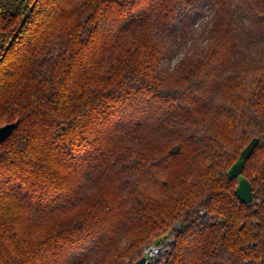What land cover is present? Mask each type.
<instances>
[{
	"label": "trees",
	"instance_id": "1",
	"mask_svg": "<svg viewBox=\"0 0 264 264\" xmlns=\"http://www.w3.org/2000/svg\"><path fill=\"white\" fill-rule=\"evenodd\" d=\"M263 39L264 0H0V264H264Z\"/></svg>",
	"mask_w": 264,
	"mask_h": 264
},
{
	"label": "water",
	"instance_id": "2",
	"mask_svg": "<svg viewBox=\"0 0 264 264\" xmlns=\"http://www.w3.org/2000/svg\"><path fill=\"white\" fill-rule=\"evenodd\" d=\"M18 121L13 123H7L0 127V141L5 140L15 129ZM259 144L258 138H253L248 146H246L238 159L233 163V165L227 171V176L230 180L237 179L238 184L235 188V194L238 199L246 204L250 205L254 201L253 196V186L248 178H246L243 174L244 166L247 160L252 156L255 151L257 145ZM134 264H146V257L143 256L140 260L135 262Z\"/></svg>",
	"mask_w": 264,
	"mask_h": 264
},
{
	"label": "rangeland",
	"instance_id": "3",
	"mask_svg": "<svg viewBox=\"0 0 264 264\" xmlns=\"http://www.w3.org/2000/svg\"><path fill=\"white\" fill-rule=\"evenodd\" d=\"M204 8H206L205 15L202 16L200 19H198V21H197V23L195 25L198 32H200L203 29V27L207 26L209 24V22H210V19H211V14H212L211 10H210L211 7L205 6ZM251 52H253L255 54L257 52H261L262 54H264V39L261 40L258 43L257 48L254 47V51H251ZM182 54H183V50L180 53H178V54H176L175 56L172 57V59L170 61V64L168 66L170 69H173L175 67L177 61L179 60V57H181ZM137 228L138 229H136V230H140L141 229V227H137ZM124 234H126V233H124Z\"/></svg>",
	"mask_w": 264,
	"mask_h": 264
},
{
	"label": "built area",
	"instance_id": "4",
	"mask_svg": "<svg viewBox=\"0 0 264 264\" xmlns=\"http://www.w3.org/2000/svg\"><path fill=\"white\" fill-rule=\"evenodd\" d=\"M172 242H173V238L169 237L163 240L159 244H152L147 246L144 250V256L146 257V264H149L152 260L169 253L170 245L172 244Z\"/></svg>",
	"mask_w": 264,
	"mask_h": 264
}]
</instances>
